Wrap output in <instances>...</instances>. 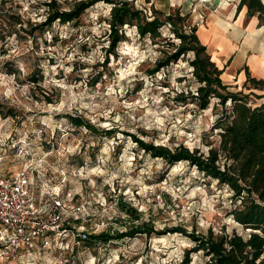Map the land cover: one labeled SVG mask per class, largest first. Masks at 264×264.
<instances>
[{"label": "rangeland", "instance_id": "rangeland-1", "mask_svg": "<svg viewBox=\"0 0 264 264\" xmlns=\"http://www.w3.org/2000/svg\"><path fill=\"white\" fill-rule=\"evenodd\" d=\"M50 1L0 0V172L44 169L40 188L46 189L44 183L58 186L66 200L85 204L83 211L94 222H108L111 233L148 224L167 234L80 245L69 239L67 251L37 254L17 264H181L193 242L170 229H236L247 236L232 216L235 204L228 186L204 177L186 161L170 166L144 152L133 138L171 148L183 144L204 153L219 145L220 129L214 128L221 112L218 99L205 110L189 98L175 100L180 92L196 94L200 86L191 66L193 53L150 74L157 60L180 44L171 26H163L155 40L125 26L126 40L111 53L107 36L114 4L100 1L73 22L56 20L35 30L46 20L45 3ZM54 1L55 9L69 11L84 0ZM127 1L149 19L155 11L161 16L179 12L189 30L201 24L200 14H229L241 0ZM229 85L232 92L243 89V84ZM251 91L264 95L254 89L244 93ZM259 102L250 96L251 105ZM71 115L85 122L77 126L69 121ZM108 130L114 133L106 134ZM72 225L76 231L80 223ZM190 257V264L205 261L201 253Z\"/></svg>", "mask_w": 264, "mask_h": 264}, {"label": "trees", "instance_id": "trees-1", "mask_svg": "<svg viewBox=\"0 0 264 264\" xmlns=\"http://www.w3.org/2000/svg\"><path fill=\"white\" fill-rule=\"evenodd\" d=\"M100 1L114 4L109 19L110 33L107 36L111 53L120 42L126 40L125 26H135L140 37L149 36L155 40L161 36V28L170 25L173 33L180 39V44L169 56L158 59L156 68L150 71V74H155L172 62H177L182 56L193 53L191 66L200 86L196 94L180 92L175 100L183 103L189 98L192 103L205 110L216 98L217 105L221 107L220 115L214 125L215 129H220V142L217 147H211L207 153L201 152L200 148L191 150L183 144L174 148L155 145L133 136L144 152L153 157L163 158L170 166L186 161L204 177L228 186L232 190V201L235 204L232 216L243 230L249 232L244 236L236 229L231 233L224 229L216 232L212 228L206 233H198L195 230L189 232L183 227L170 229L168 232L181 233L193 242V246L185 250L181 264H190V256L198 253H201L205 259L203 264H264V103L250 104V96L253 95L261 100L264 95H257L252 91L248 94L244 93L245 89L264 91V80L252 77L247 71V80L243 89L238 92L230 91L231 86L222 79L224 69H220L212 61L207 46L198 38L197 27L189 26V30L186 29L185 16L179 12L161 16L160 11H155L154 17L149 19L142 10L136 9L127 0H84L75 4L69 11L55 9L56 1L51 0L45 3L49 9L46 20L35 30L50 27L56 20L62 23L73 22ZM244 7H247L248 17L258 15L262 23L264 4L261 0H241L237 12ZM22 22L19 17L18 23L22 25ZM32 80L34 83L39 82L37 79ZM217 105L214 109L218 107ZM68 118L77 126L85 122L81 116L71 115ZM85 126L95 130L90 123L86 122ZM112 133H114L112 130L106 131V134ZM118 204L121 210L129 211V207L124 208L123 203ZM131 210L133 212V209ZM135 216H138L136 210ZM137 234L151 237L152 234L161 236L167 232L156 231L153 226L147 224L133 226L126 231L116 233L106 230L91 235L85 242L108 243L133 238Z\"/></svg>", "mask_w": 264, "mask_h": 264}, {"label": "built area", "instance_id": "built-area-1", "mask_svg": "<svg viewBox=\"0 0 264 264\" xmlns=\"http://www.w3.org/2000/svg\"><path fill=\"white\" fill-rule=\"evenodd\" d=\"M199 18L200 23L206 19L203 14ZM43 170L0 172V264H17L53 250L64 252L70 249L69 239L80 245L93 233L108 230V222H94L85 215V204L66 200L58 186L44 183L46 189L40 188ZM72 221L80 223L76 231L69 226Z\"/></svg>", "mask_w": 264, "mask_h": 264}, {"label": "crops", "instance_id": "crops-1", "mask_svg": "<svg viewBox=\"0 0 264 264\" xmlns=\"http://www.w3.org/2000/svg\"><path fill=\"white\" fill-rule=\"evenodd\" d=\"M207 16L197 26V35L200 42L207 46L212 61L224 69V83L244 85L247 71L252 77L264 80V23L259 17H248L246 8L240 12L235 9L229 14ZM217 18L230 22L232 27L227 28ZM214 57L217 59L214 60ZM259 101L258 104L264 103V98Z\"/></svg>", "mask_w": 264, "mask_h": 264}]
</instances>
